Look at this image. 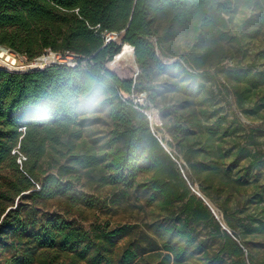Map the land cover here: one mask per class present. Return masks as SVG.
<instances>
[{"label":"trees","instance_id":"16d2710c","mask_svg":"<svg viewBox=\"0 0 264 264\" xmlns=\"http://www.w3.org/2000/svg\"><path fill=\"white\" fill-rule=\"evenodd\" d=\"M223 1L0 0V46L26 55L31 61L47 51L62 56L73 54L78 60L75 68L52 65L26 73L0 70V164L13 161L19 174L14 184L17 193L29 191L35 188V182H40V190L32 191V199L48 200L67 194L69 183L58 177L48 175L42 181L39 179L38 163L48 148L57 149L65 144L64 137L73 136L82 118L106 108L115 123L108 141L110 151L99 156H76L75 161L79 168L105 164L110 170V184L141 189L167 214L175 215L172 209L180 206V214L172 223L153 225L162 244L159 246L157 239L149 241L152 250L159 246L166 252L155 264H228L224 255L234 258L229 264H247L243 260V246L235 239L238 235L233 224L227 221L235 238L192 191L193 181L200 180L202 175L213 179L218 167L212 166L206 172V156L200 159V151L195 149L197 140L193 135L201 129L197 111L180 112L174 106L160 108L156 99L157 94H164L159 76L166 73L195 76L184 60L167 64L157 58L152 42L157 35V20L167 17L175 29L192 27L195 42L208 50L225 20ZM263 25L264 15H261L257 26ZM110 33H120L122 41L135 48L139 65L136 79L123 80L106 68L120 50L116 43H106L105 37ZM163 39L158 38L159 46ZM261 83L264 84V74ZM180 88L193 96L201 92L200 88L187 85ZM121 93L146 95V106L136 104L131 98L124 100ZM149 105L160 110L165 127L181 143L191 177L183 175L185 166L179 157L164 149L160 142L164 139L158 137L159 129L153 132L146 113ZM15 151L25 156V172L16 164ZM140 173L152 175L147 181L139 182ZM205 190L203 187L202 191ZM76 199L88 202L83 195ZM33 213L29 211L26 218L20 211L10 210L0 223V247L8 245L13 234L20 243L26 241L12 264H34L38 259L41 264H134L139 257L140 245L136 249H124L118 261L114 258L115 243L132 234L133 226H120L93 240L87 231L61 216L50 215L39 223ZM208 225L225 234V240L213 253L202 248L205 242H199L196 235L197 227ZM195 249L205 251L194 263L191 259ZM144 253L145 250L141 254Z\"/></svg>","mask_w":264,"mask_h":264},{"label":"rangeland","instance_id":"374dc122","mask_svg":"<svg viewBox=\"0 0 264 264\" xmlns=\"http://www.w3.org/2000/svg\"><path fill=\"white\" fill-rule=\"evenodd\" d=\"M223 3L225 20L208 50L195 42L192 27L175 29L167 17L157 20V35L152 38L157 58L167 64L184 60L195 76L185 73L159 76L158 83L164 94H157L156 99L160 108L174 106L180 112L197 111L201 129L193 135L197 140L195 149L200 151V159L206 156V172L212 166L218 167L213 179L202 175L191 186L201 191L204 187L203 194L219 210L225 223L230 221L233 224L238 238L231 230L232 236L243 246V260L247 264H264V84L261 83L264 25L257 26L259 17L264 15V0H224ZM158 38H164L160 46ZM110 70L123 80L136 79L139 65L136 59L134 66L126 58ZM184 85L200 88L201 92L196 96L189 95L180 88ZM146 113L151 116L154 131L159 129L158 137L164 139L170 152L185 166L183 175L191 177L181 153L183 147L165 127L160 110L149 105ZM114 129L115 123L108 110L100 108L80 120L73 136L64 137V145L57 149L48 148L38 163L39 179L42 181L48 175H54L69 183L70 187L67 194L52 199L31 198L32 191L40 190V182H35V188L18 194L14 184L19 174L13 161L1 163L0 222L4 213L11 209L20 211L26 218L29 211H34L33 218L39 223L50 215H58L87 231L93 240L106 231L130 225L134 227L132 234L115 243V260L118 261L124 249H136L138 245L139 257L134 264H155L163 258L166 252L159 247L162 240L155 234L153 225L172 223L171 220L180 214V206L172 209L175 215L167 214L141 189L110 184V170L105 164L88 168H79L76 164V156H99L109 152L108 141ZM76 135L81 137L75 139ZM25 160V156L17 152L16 164L21 172H25ZM151 175L140 173L137 180L147 181ZM82 195L88 202L77 201L76 197ZM196 230L198 241L205 242L202 248L212 253L225 240V234L218 233L210 225ZM156 239L159 246L152 250L149 241ZM25 243H20L13 234L8 245L0 247V264H12ZM203 249H195L191 262L203 257ZM144 250L145 253L141 254ZM224 257L228 264L234 260L228 255ZM34 264L41 262L38 259Z\"/></svg>","mask_w":264,"mask_h":264},{"label":"built area","instance_id":"2783aa9c","mask_svg":"<svg viewBox=\"0 0 264 264\" xmlns=\"http://www.w3.org/2000/svg\"><path fill=\"white\" fill-rule=\"evenodd\" d=\"M105 38H106V43L114 42L120 48L119 52L115 55L113 60L109 61L106 64V68L109 71H111L110 68L111 69L115 68L114 66H112V64L115 61L116 57L123 50V47L125 45H128L132 49L135 57V48L132 45H129L128 43H124L122 41V37L120 33H110L107 34ZM52 65H62L70 68H75L76 66H78V60L73 54H67L66 56H62L60 54L47 51L41 58L31 61L26 55L19 54L7 47L0 46V70L2 71H6L10 73H26L33 71V69H38L37 71L44 70ZM138 74L139 72L137 73V76ZM123 94L125 93H121L120 95L124 100L130 99L129 95L125 94L127 96H124ZM133 96H134L133 100L136 104H140L141 106H146L147 97L144 94H141L139 96H135V95ZM144 96L146 97V99L144 98ZM149 119L151 120L150 115H149Z\"/></svg>","mask_w":264,"mask_h":264},{"label":"water","instance_id":"95a60500","mask_svg":"<svg viewBox=\"0 0 264 264\" xmlns=\"http://www.w3.org/2000/svg\"><path fill=\"white\" fill-rule=\"evenodd\" d=\"M38 69H33V71H37ZM124 96H127L125 94H123ZM144 98L146 99V97L144 96ZM151 128L154 132V128H153V125L151 124ZM160 142L162 143L164 149L170 154V149L169 147L162 141L160 140ZM183 173V171H182ZM184 174V173H183ZM185 176V175H184ZM192 191L198 196L200 197L204 203L209 207V209L212 211V213L214 214V216L216 217V219L219 221V223L221 224L222 228L224 230H226L229 234H232L231 232V229L227 226V224L225 223L224 219H223V216L220 215V212L219 210L215 207V205L210 201V199L203 194V192L198 188H193L192 187ZM12 210V209H11ZM7 215V213L4 214V216L2 217V220L5 218V216ZM1 220V222H2ZM0 222V223H1Z\"/></svg>","mask_w":264,"mask_h":264},{"label":"bare ground","instance_id":"6f19581e","mask_svg":"<svg viewBox=\"0 0 264 264\" xmlns=\"http://www.w3.org/2000/svg\"><path fill=\"white\" fill-rule=\"evenodd\" d=\"M126 58L130 59L135 66V57H134V53L132 51V49L128 46L125 45L123 47V50L120 52V54L116 57L115 61L113 62L112 66H114L115 68L122 62L124 61Z\"/></svg>","mask_w":264,"mask_h":264}]
</instances>
